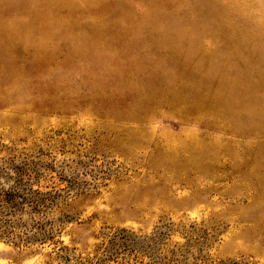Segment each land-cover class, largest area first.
Returning <instances> with one entry per match:
<instances>
[{"label":"rangeland","instance_id":"374dc122","mask_svg":"<svg viewBox=\"0 0 264 264\" xmlns=\"http://www.w3.org/2000/svg\"><path fill=\"white\" fill-rule=\"evenodd\" d=\"M20 166L53 241L0 264H264V0H0Z\"/></svg>","mask_w":264,"mask_h":264},{"label":"trees","instance_id":"16d2710c","mask_svg":"<svg viewBox=\"0 0 264 264\" xmlns=\"http://www.w3.org/2000/svg\"><path fill=\"white\" fill-rule=\"evenodd\" d=\"M10 170L11 175L0 167V237L18 239L19 243H14L18 247L51 243L54 226L48 216L56 206L57 190L34 185L38 179L27 174L24 167ZM65 251L57 248L55 256L66 264H77Z\"/></svg>","mask_w":264,"mask_h":264}]
</instances>
